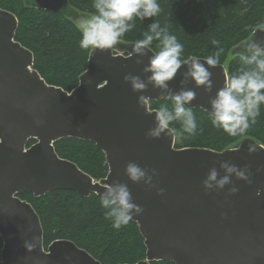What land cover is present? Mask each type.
<instances>
[{"label":"water","instance_id":"obj_1","mask_svg":"<svg viewBox=\"0 0 264 264\" xmlns=\"http://www.w3.org/2000/svg\"><path fill=\"white\" fill-rule=\"evenodd\" d=\"M32 1L38 10L68 13V0ZM16 30L15 16L0 9L1 264H100L67 240L53 241L44 248L39 218L18 195L27 193L38 198L51 191H68L81 198L91 194L100 197L104 185L117 180L128 185L133 202L144 210L131 220L145 247V259L135 264H264L262 145L245 138L233 148L216 152L175 149V139L170 137L146 139V132L154 127L155 114L147 115L145 110L152 102L169 99L151 85L144 93H134L123 77L131 73L146 79L150 73L144 74L142 69L151 52L136 64L138 57L126 59L134 44L119 46L121 54L114 49L103 53L90 50L77 86L66 92L47 85L32 68V53L14 41ZM253 39L264 41L260 27L247 42ZM199 60L207 67L205 60ZM184 71L186 66L169 83L173 91H179ZM209 71L211 93L196 88L192 81L186 85L196 92V98L186 106L208 115L209 100L223 86L227 75L223 65ZM139 95L149 97L146 109L138 105ZM37 119L43 121L39 126ZM66 138L92 142L102 151L107 165L103 179L95 181L74 163L57 156L53 144ZM29 140L35 143L27 147ZM250 143L258 147L251 155L247 152ZM130 161L142 168L156 169L158 175L153 177V183L164 189L162 196L143 182L134 184L128 179L125 165ZM223 161L238 168L247 165L253 174L252 183L233 176L232 184L205 195L202 181L212 167L223 176ZM258 168L262 171L257 172ZM233 185L239 191L227 195ZM33 236L40 237L41 243L28 252L24 242H30Z\"/></svg>","mask_w":264,"mask_h":264},{"label":"trees","instance_id":"obj_2","mask_svg":"<svg viewBox=\"0 0 264 264\" xmlns=\"http://www.w3.org/2000/svg\"><path fill=\"white\" fill-rule=\"evenodd\" d=\"M94 0H68V13L44 12L34 7L32 0H0V9L15 16L17 30L14 41L33 55V69L47 85L66 92L78 84V77L85 71L88 53L79 47L81 32L72 19L75 11L94 14ZM161 13L143 21L136 19L135 26L121 42L134 44L143 38L148 26L157 21L167 27L184 46L182 59L195 57L205 60L217 51L213 40L223 48L220 64L227 75L235 74L241 64L237 55L230 52L247 42L255 29L264 24V0H157ZM154 41L152 51H158ZM170 100L152 102L149 108L161 104L171 107ZM197 130L194 136L174 141L175 149L199 148L216 152L235 147L242 139L250 138L264 146V105L261 106L256 124L239 137H230L216 129L211 117L201 110H192ZM172 127L180 130L179 123ZM202 130V131H201ZM29 140L27 147L34 144ZM57 156L74 163L93 180L107 174L104 154L92 142L72 138L53 144ZM31 205L43 231V246L53 241L67 240L86 251L100 264H135L145 259L143 239L135 223L115 229L105 219V209L100 197L93 194L81 198L73 192L51 191L35 198L30 194L18 195ZM2 242L0 240V250ZM1 264V262H0ZM151 264H173L153 262Z\"/></svg>","mask_w":264,"mask_h":264},{"label":"clouds","instance_id":"obj_3","mask_svg":"<svg viewBox=\"0 0 264 264\" xmlns=\"http://www.w3.org/2000/svg\"><path fill=\"white\" fill-rule=\"evenodd\" d=\"M92 7L94 14L83 19L78 28L82 34L79 47L85 51L93 50V53L113 49L120 43L121 38L133 29L136 19H151L162 11L157 0H94ZM260 31L264 32V26H260ZM154 41L158 42V51L155 52L152 51ZM212 44L217 47V51L206 57L205 67V64L195 57L182 59L184 46L178 42L175 35L169 33L167 27H162L157 21L148 26L142 39L134 42L126 59L136 56L138 59L135 63L141 64L142 58L151 52L148 64L142 69L144 74L150 75L141 79L140 76L129 73L123 77L124 82L131 86L134 93H144L151 85L153 89L160 90L161 96L172 102L171 107L161 104L155 110H145L147 115L155 114L154 127L146 132V139H160L164 136L180 140L184 138L185 133L189 136L196 134V117L192 108L186 106L196 98V92L186 88V85L192 81L196 88L202 87L205 92H212V73L209 69L220 64V56L224 51L219 47V41L213 40ZM236 55L241 61L237 72L226 75L223 86L209 100L213 127L230 137L245 135L251 126L256 124L261 106L264 105V41L253 39L246 42ZM183 66H186V71L182 74L180 89L173 91L169 88V83L175 79ZM148 99L145 95H139L137 103L146 109ZM16 107L21 105L17 104ZM35 122L37 126L43 123L40 119ZM177 122L180 125L179 131L172 127ZM0 143H3V139H0ZM257 148L255 143H250L247 147L248 154L256 153ZM220 169L224 172L223 176L212 167L202 181L205 195L232 184L233 176L236 180L252 183L253 174L247 165L238 168L229 161H223L220 162ZM259 171L262 169L258 168L257 172ZM125 175L134 184L143 182L149 190L155 189L157 195L164 194V189L153 183V177L158 175L156 169L142 168L136 162L130 161L125 165ZM238 191L233 185L227 195H235ZM99 195L100 203L105 209V219L110 220L115 229L128 225L133 216H139L144 211L133 202L128 185L118 180L104 185V191ZM256 195H260V190H257ZM40 243V237L33 236L30 242H24V247L28 252H32ZM65 259L71 258L66 256Z\"/></svg>","mask_w":264,"mask_h":264},{"label":"rangeland","instance_id":"obj_4","mask_svg":"<svg viewBox=\"0 0 264 264\" xmlns=\"http://www.w3.org/2000/svg\"><path fill=\"white\" fill-rule=\"evenodd\" d=\"M75 17L72 19V21H74L75 25L77 26L78 28V25L79 23L83 20V19H86L88 17H90L91 15L89 14H86V13H81V12H78V11H75ZM79 29V28H78ZM246 43V42H245ZM123 45V42L120 41V43H118L113 49L115 51V53H118V54H121L122 51L121 49H119L118 47L119 46H122ZM241 46V45H240ZM239 47V46H238ZM236 47V48H238ZM236 48H234L232 51H234ZM232 51L230 52V54H232Z\"/></svg>","mask_w":264,"mask_h":264}]
</instances>
